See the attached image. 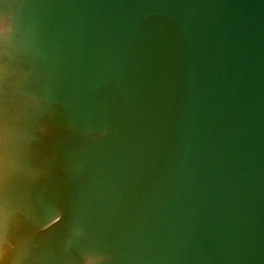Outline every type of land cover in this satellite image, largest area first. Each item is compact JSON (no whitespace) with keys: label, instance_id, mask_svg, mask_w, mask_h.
<instances>
[{"label":"water","instance_id":"1","mask_svg":"<svg viewBox=\"0 0 264 264\" xmlns=\"http://www.w3.org/2000/svg\"><path fill=\"white\" fill-rule=\"evenodd\" d=\"M0 264H264V0H0Z\"/></svg>","mask_w":264,"mask_h":264}]
</instances>
